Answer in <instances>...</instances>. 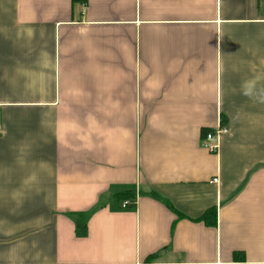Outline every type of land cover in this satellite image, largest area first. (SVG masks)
Wrapping results in <instances>:
<instances>
[{
	"label": "crops",
	"instance_id": "1",
	"mask_svg": "<svg viewBox=\"0 0 264 264\" xmlns=\"http://www.w3.org/2000/svg\"><path fill=\"white\" fill-rule=\"evenodd\" d=\"M0 264H264V0H0Z\"/></svg>",
	"mask_w": 264,
	"mask_h": 264
},
{
	"label": "built area",
	"instance_id": "2",
	"mask_svg": "<svg viewBox=\"0 0 264 264\" xmlns=\"http://www.w3.org/2000/svg\"><path fill=\"white\" fill-rule=\"evenodd\" d=\"M228 133V128L226 125H223L219 120L216 126L206 132L204 137L202 138V146H204L207 150L216 152L219 147V140L220 138ZM217 179L214 178L213 182H216ZM129 203V200H125L122 203V207H125Z\"/></svg>",
	"mask_w": 264,
	"mask_h": 264
},
{
	"label": "trees",
	"instance_id": "3",
	"mask_svg": "<svg viewBox=\"0 0 264 264\" xmlns=\"http://www.w3.org/2000/svg\"><path fill=\"white\" fill-rule=\"evenodd\" d=\"M134 193L130 191H126L123 193L116 194L119 199H134ZM157 197L156 195H154ZM82 219V217L80 218ZM200 220L204 221L207 225H214L215 224V211L214 210H207L204 212L200 218ZM76 234L79 236H84L86 234V224L81 220L76 221Z\"/></svg>",
	"mask_w": 264,
	"mask_h": 264
}]
</instances>
